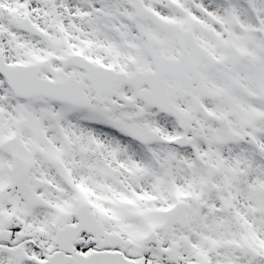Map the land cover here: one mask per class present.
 <instances>
[{
    "label": "snow or ice",
    "instance_id": "1",
    "mask_svg": "<svg viewBox=\"0 0 264 264\" xmlns=\"http://www.w3.org/2000/svg\"><path fill=\"white\" fill-rule=\"evenodd\" d=\"M0 264H264V0H0Z\"/></svg>",
    "mask_w": 264,
    "mask_h": 264
}]
</instances>
